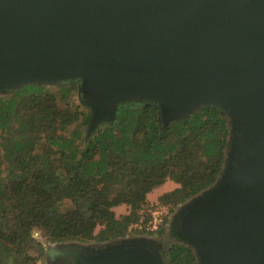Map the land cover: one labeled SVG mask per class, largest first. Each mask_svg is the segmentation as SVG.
I'll return each mask as SVG.
<instances>
[{
	"label": "water",
	"instance_id": "95a60500",
	"mask_svg": "<svg viewBox=\"0 0 264 264\" xmlns=\"http://www.w3.org/2000/svg\"><path fill=\"white\" fill-rule=\"evenodd\" d=\"M78 79L89 134L132 100L164 126L224 108L225 172L171 225L202 264H264V0H0V88ZM156 248L123 239L76 264H164Z\"/></svg>",
	"mask_w": 264,
	"mask_h": 264
},
{
	"label": "trees",
	"instance_id": "16d2710c",
	"mask_svg": "<svg viewBox=\"0 0 264 264\" xmlns=\"http://www.w3.org/2000/svg\"><path fill=\"white\" fill-rule=\"evenodd\" d=\"M81 84L0 88V264L47 263L51 244L120 242L146 208L167 211L164 228L148 235L161 239L225 172L234 125L224 108L202 106L164 126L158 103L132 100L89 134ZM168 181L177 187L152 204L149 194ZM121 206L128 212L117 215ZM31 226L44 238H32ZM169 253L172 264H202L192 244Z\"/></svg>",
	"mask_w": 264,
	"mask_h": 264
},
{
	"label": "rangeland",
	"instance_id": "374dc122",
	"mask_svg": "<svg viewBox=\"0 0 264 264\" xmlns=\"http://www.w3.org/2000/svg\"><path fill=\"white\" fill-rule=\"evenodd\" d=\"M30 86H27L26 88L29 89ZM75 95H77V104H81L80 102V98H79V93H76ZM83 109V106H82ZM177 187V185L172 182V181H168L166 184L156 188L151 194H149L148 199L149 201L153 204V203H157L159 201V197L164 195L165 193H168L172 190H174ZM126 212H128V207L127 206H121V207H117L116 208V213L117 215H121V214H125ZM31 237L35 238V239H43L44 238V234L43 231L39 228H36L34 226H31ZM167 236L159 239L158 236H148V235H142V236H137L136 240L137 241H151L152 245L156 246L157 251L160 253L163 263L164 264H172L171 260H170V247L173 244L176 243H181V244H185L187 245V243H185L179 236H177L172 228V225L169 224L168 228H167ZM77 244V243H74ZM79 245H83V244H79ZM96 248H94L93 246H87V248L85 250L87 251H91L94 250ZM42 264H47L45 263V261Z\"/></svg>",
	"mask_w": 264,
	"mask_h": 264
},
{
	"label": "built area",
	"instance_id": "2783aa9c",
	"mask_svg": "<svg viewBox=\"0 0 264 264\" xmlns=\"http://www.w3.org/2000/svg\"><path fill=\"white\" fill-rule=\"evenodd\" d=\"M167 211L162 207L146 208L140 212L137 222L128 228V234L124 239H132L134 235H154L160 232L165 226Z\"/></svg>",
	"mask_w": 264,
	"mask_h": 264
},
{
	"label": "flooded vegetation",
	"instance_id": "af4514ba",
	"mask_svg": "<svg viewBox=\"0 0 264 264\" xmlns=\"http://www.w3.org/2000/svg\"><path fill=\"white\" fill-rule=\"evenodd\" d=\"M86 248V245L67 244V242L54 246L51 244L47 250V264H76L78 255L87 252Z\"/></svg>",
	"mask_w": 264,
	"mask_h": 264
}]
</instances>
